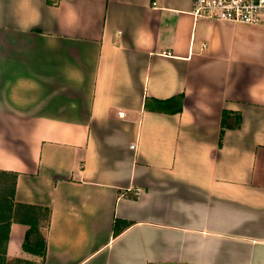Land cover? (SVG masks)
Wrapping results in <instances>:
<instances>
[{"label":"crops","instance_id":"1","mask_svg":"<svg viewBox=\"0 0 264 264\" xmlns=\"http://www.w3.org/2000/svg\"><path fill=\"white\" fill-rule=\"evenodd\" d=\"M192 7L0 0L6 264H264V26Z\"/></svg>","mask_w":264,"mask_h":264},{"label":"built area","instance_id":"2","mask_svg":"<svg viewBox=\"0 0 264 264\" xmlns=\"http://www.w3.org/2000/svg\"><path fill=\"white\" fill-rule=\"evenodd\" d=\"M192 14L196 19L264 26V0H193Z\"/></svg>","mask_w":264,"mask_h":264},{"label":"trees","instance_id":"3","mask_svg":"<svg viewBox=\"0 0 264 264\" xmlns=\"http://www.w3.org/2000/svg\"><path fill=\"white\" fill-rule=\"evenodd\" d=\"M158 103L164 104L167 103L168 100H158ZM227 111H224L223 113V118H222V127H221V136H220V143L222 142V138L224 135V132L226 130V127H228V121H227ZM241 120L238 117L237 119V125L239 126ZM15 180H16V175H15ZM46 213V220L50 219V213L51 210L49 208L45 209ZM19 221L23 223H27L30 225V228L28 229L26 233V239L24 242V248L28 250L29 252L37 255H43V258L46 257V251H47V243H46V237H42V232H41V224L40 220L38 221L37 219H26V218H20L18 219ZM2 221V220H1ZM129 223L127 222L126 225ZM3 225V224H2ZM125 225V226H126ZM46 226V225H45ZM124 226V227H125ZM9 228H10V220H8L7 223H5L2 227H0V264H6V247H7V242L9 238ZM122 229L117 228V223H116V229H115V235L120 233Z\"/></svg>","mask_w":264,"mask_h":264},{"label":"rangeland","instance_id":"4","mask_svg":"<svg viewBox=\"0 0 264 264\" xmlns=\"http://www.w3.org/2000/svg\"><path fill=\"white\" fill-rule=\"evenodd\" d=\"M42 231L44 232V229H42ZM38 264V263H37Z\"/></svg>","mask_w":264,"mask_h":264}]
</instances>
